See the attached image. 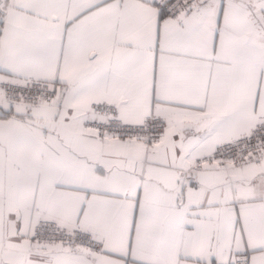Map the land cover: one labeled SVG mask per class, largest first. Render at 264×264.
I'll return each instance as SVG.
<instances>
[{"label": "snow or ice", "instance_id": "6c2138e0", "mask_svg": "<svg viewBox=\"0 0 264 264\" xmlns=\"http://www.w3.org/2000/svg\"><path fill=\"white\" fill-rule=\"evenodd\" d=\"M0 264H264V0H0Z\"/></svg>", "mask_w": 264, "mask_h": 264}]
</instances>
